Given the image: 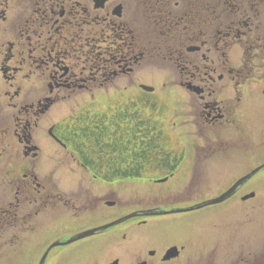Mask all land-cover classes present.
I'll list each match as a JSON object with an SVG mask.
<instances>
[{"label": "flooded vegetation", "instance_id": "1", "mask_svg": "<svg viewBox=\"0 0 264 264\" xmlns=\"http://www.w3.org/2000/svg\"><path fill=\"white\" fill-rule=\"evenodd\" d=\"M16 1L19 4L20 0H0V264H88L101 237L112 232L109 243L114 244L113 231L118 227H141L153 219L166 225V233L151 228L158 237H147L146 241L144 236L137 238L146 246L136 247L129 262L118 257L105 264H216V248L209 254L193 249L192 238H184L185 225L165 221L169 216L197 211L130 219L92 236L95 242L72 252L71 259L69 246L80 241L64 244L81 232L65 236L68 222L60 215L70 207L78 214L100 202L116 208L122 196L113 189L126 183L165 185L178 179L189 195L164 197L154 209H187L207 202L192 203V195L203 176L216 173L217 164L231 170L233 161H241L245 175L264 165L259 161L264 155V0H128L118 4L121 10L117 13L113 9L116 0H108L103 8H96L94 0H25L34 10L25 17ZM162 61L173 68L172 81L185 95L186 103L182 104L190 108L177 112L179 124L174 125L180 133L175 137V148L141 151L138 169L117 171L161 177L115 180L101 176L105 169L86 166V153L74 150L66 133L72 127L69 122H76L78 128L80 112L87 108L80 104L77 107L82 108L71 118L61 119L62 114L55 112L57 103L84 92L94 93L91 96L96 98L101 90H122L132 100L130 90L137 89L133 74L147 71L149 63ZM121 80L125 85L118 83ZM144 86L149 85L138 84V96L146 101L125 104L120 111L124 117L119 113L110 116V104L96 119L95 129L124 126V134L131 140L139 136L142 142L147 141L150 132L160 139V117L155 122L150 119L148 107L149 97H155L157 89L151 86L155 90L148 93ZM108 100L115 99L108 96ZM112 104L116 105L115 101ZM159 105L150 104L155 116L157 112L162 116ZM189 118L201 126L195 134L198 149L188 145ZM209 129L219 133L204 135ZM53 145L111 194L101 198L98 188L85 193L83 183L69 193L64 181L69 186L68 178L75 175L58 168ZM253 179L227 201L198 211L241 196ZM250 194L255 196L245 200ZM257 196L258 192L251 191L240 198L248 203ZM258 206L264 208V204ZM127 216L123 213L118 218ZM122 239L128 235L123 234ZM243 252L237 264H264V252Z\"/></svg>", "mask_w": 264, "mask_h": 264}, {"label": "rangeland", "instance_id": "2", "mask_svg": "<svg viewBox=\"0 0 264 264\" xmlns=\"http://www.w3.org/2000/svg\"><path fill=\"white\" fill-rule=\"evenodd\" d=\"M24 1L25 0H20L19 4L16 1L15 6L20 5L19 7L21 12L25 17L31 12H34V10H31L30 4L25 3ZM125 2H128V0H116V2L113 3L115 5L113 6V9L115 8L117 12L119 7L118 4L121 3L124 5ZM127 9L132 11L131 7H128ZM74 22L76 21L74 20ZM171 71L174 72L173 68H169L168 62L163 61L161 63H149L147 71H137L132 76L133 86L137 88L135 90H130L132 93V100L128 98V94L121 92L122 90H116L114 93L113 91L101 90V96L96 97H99L98 101H96L97 103L94 102L96 98L91 96V94L94 93L88 92L78 93L75 96L72 95L67 100L62 102L59 101L57 103V109H55V112L62 114L60 117L61 119H63L62 117L71 118L74 115L76 109H81L82 107L87 108L82 109L80 112L82 115L81 122L83 123L78 125V128H76V122L71 124V122H69L71 120H68L69 125L72 127H68V131H66V133L69 134L70 140L79 148V150L86 153L83 158L89 162H87L88 164L93 167L99 166L100 168L105 169V171L101 173L102 175L114 178L118 176L117 171L119 169L125 170L133 166H140L141 156L139 155V152L141 151L139 150H141V147H148L156 151H168L175 148V137L180 133V131H178V127L176 128L174 125L175 122L179 124V120H177V115L179 113L177 114V112L181 111L184 113L185 111H190V108L182 104L185 101V95H183L182 92L179 91L181 89L175 85L176 82H174L175 79L171 76L173 75ZM122 80L118 81V83L120 85H125V82ZM139 83L155 86L157 89V94L155 93V95H153L155 97H152L153 99L149 97L148 107L150 108V119L154 120L155 122L157 121L156 117H160L158 118V122L160 123L159 129H163V134L161 136L159 135L160 139H157L156 133L150 132L147 141L142 142L139 136H137V140H131L124 134L126 129L124 126L106 127L103 131H96V136L93 138V136H91L93 133L92 129H95V127L91 128L93 126V121L97 119L98 116H101L103 113H105L107 107L110 104L111 109L108 112L110 116L117 115L119 113L122 117H124V114L120 111L123 110L125 104L133 100L139 102V99H142L141 96H138ZM140 91L143 92V90ZM96 92H98V90ZM108 96L109 98L114 97L116 105L112 104L114 101H105L106 97ZM180 97H182L184 100ZM142 100L146 101L144 99ZM156 102L161 104L159 105L160 107H163L162 116H159L158 112L156 116L155 113L153 114L150 104L152 105ZM90 103L91 105L88 109V105ZM179 103H181V105H179ZM80 104L82 107H77ZM117 105L120 107V110L117 109ZM115 109L118 111L114 112ZM147 114L148 113H146V115ZM138 116L140 119L144 118L141 114H138ZM189 121L191 122V125L189 127L190 142L188 145H192L194 149H198L197 144L195 143L198 140V137H196L195 134H198L201 126L198 123H195L193 118H189ZM77 124L80 123L78 122ZM131 129L133 133L134 130L132 126ZM138 131H140L139 128ZM181 131L185 133V130ZM209 132L211 136H214V133H219V131L209 129L204 133V135H208ZM210 138L212 139V137ZM187 141L188 140L185 139L184 143ZM150 143L151 145L149 147ZM109 146L112 148L118 147L119 150L112 151V148H109ZM183 146L185 147L184 144ZM52 153L58 168H62L65 171L75 175L74 179L68 178L67 182L69 186L64 181L69 193H71L72 190H77L80 187V183H83L85 193H89L90 191L94 192L98 188L100 190L98 194L101 198L108 197L111 194L109 189H105L101 185H98V182L93 180L90 175L82 170L79 165L74 162L75 160L72 159L70 155H67L65 151L53 145ZM259 161H264V155L259 157ZM233 162L235 165H232L231 170L223 169L226 168L225 165L220 166L217 164L216 173L206 174L203 176L200 180L202 183H200V181L197 182L196 190L192 195V203L218 198L224 194L228 187L231 184H234L237 179L246 176L245 174H242L243 163L241 161ZM109 169H111V171H109ZM114 169H116L115 175H113ZM144 175L159 176L160 174L148 173ZM113 190L117 191V193L122 196L121 199L117 201L118 203L116 208L107 206L105 202H100L90 206L89 209H85L78 214L72 210V207H70L69 210H65L61 213L60 218L68 222V232L65 234V236L69 235L70 237L81 232L80 234L70 237L64 244L70 245L80 241L69 246L68 257L70 259L72 256H74L71 254L72 252L82 250V247H86V244H88L90 241L95 242V238L92 237L95 234L88 236L87 238L89 240L83 238L85 240L80 239L69 243L71 239H74L86 232L103 228L108 224L118 221V217L123 213L127 214L128 216H135V210L138 209L143 208L147 209L148 211H153L155 210L154 208L159 205L158 203H161L164 197L169 196L168 198L175 199L176 196H180V198H182L184 197L183 195H186V197L189 195L188 190L183 189L181 179L171 181L165 185H141L140 183L130 182L118 186ZM251 191L258 192L257 198L248 203L242 202L240 197ZM258 204H264V170L254 177L247 190L241 194V196L232 199L230 202L215 207H209L203 209L202 211H198L202 208L195 209L193 211L197 212L186 215L169 216L165 219V221L170 220L174 223L185 225V233H183L184 238H192L193 246L195 247L194 248L191 245L193 249L202 252L206 251L209 254L216 248V250H214L218 254L216 264H237L236 259L243 251L251 252L252 254H262L264 252V208L259 207ZM163 208H166V206ZM174 208L175 207H173L172 210ZM153 220H150L147 225L141 227H118L115 231H113L115 232L114 236L116 238H114V244L109 243L111 241L110 234L112 232H109L107 236L101 237L97 242L93 256L87 263L105 264L111 259L118 257L121 259H128L126 261L129 262L132 254L137 252L136 247L146 246L143 245L144 242H138L137 238L144 236V240L146 241L147 237H158V233L156 231L150 230L151 228L154 230L164 231L163 226L166 225H163L162 221L160 220ZM82 230L86 231L83 232ZM106 231L107 229L102 232ZM62 234L63 232L59 233L58 236ZM123 234H127L128 239H122ZM193 254L196 255V253ZM68 264H72V261H69Z\"/></svg>", "mask_w": 264, "mask_h": 264}, {"label": "water", "instance_id": "3", "mask_svg": "<svg viewBox=\"0 0 264 264\" xmlns=\"http://www.w3.org/2000/svg\"><path fill=\"white\" fill-rule=\"evenodd\" d=\"M108 0H95V3H96V8H102L104 7L105 3L107 2ZM121 10V7L118 8V11ZM117 13V12H116ZM151 90V89H150ZM260 171V169L258 168L257 170H255L252 174L242 178L241 180H239L229 191H227L225 194H223L221 197L215 199V200H212V201H209V202H205L203 204H200L198 206H195L193 208H190V209H186V210H178V211H172V212H169V213H175V212H179V211H185V212H188V211H193L195 209H199V208H203V207H207V206H211V205H215V204H220L226 200H228L229 198H231L244 184H246L250 179H252L258 172ZM253 195L251 196H248L246 197L245 199L247 198H250L252 197ZM156 212H146L144 213L145 215H154ZM163 213V212H162ZM165 213V212H164ZM133 217L130 216L128 218H131ZM128 218L124 219V220H121V221H118L116 223H113V224H110V225H107L103 228H99V229H96V230H92V231H89V232H86L74 239H71L69 241V243L73 242V241H76V240H80V239H83V238H86L88 236H91V235H94V234H97V233H100L102 231H105L106 229L112 227V226H115V225H118L124 221H126Z\"/></svg>", "mask_w": 264, "mask_h": 264}, {"label": "trees", "instance_id": "4", "mask_svg": "<svg viewBox=\"0 0 264 264\" xmlns=\"http://www.w3.org/2000/svg\"><path fill=\"white\" fill-rule=\"evenodd\" d=\"M94 127V125L91 127V128H93ZM98 130V128H96V129H92V134H91V136H93V138L96 136V131ZM150 145H151V143L149 144V147H150ZM117 146H118V144H117ZM109 148H112L111 146H109ZM108 148V149H109ZM78 149V148H77ZM141 150H139V151H144V150H152V149H148V148H145V147H141L140 148ZM79 150V149H78ZM113 150H119V148L117 147V148H112V151ZM156 151V150H155ZM138 159V158H137ZM140 166H133V167H131L132 169H138ZM118 176H123V177H132V176H140V174H136V173H134V172H132L131 174H128V173H124V174H117Z\"/></svg>", "mask_w": 264, "mask_h": 264}]
</instances>
